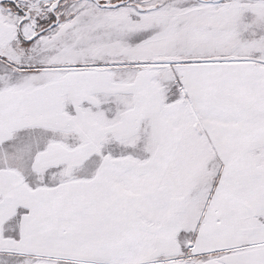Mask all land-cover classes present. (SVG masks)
<instances>
[{"label":"snow or ice","instance_id":"snow-or-ice-1","mask_svg":"<svg viewBox=\"0 0 264 264\" xmlns=\"http://www.w3.org/2000/svg\"><path fill=\"white\" fill-rule=\"evenodd\" d=\"M0 264H264V0H0Z\"/></svg>","mask_w":264,"mask_h":264}]
</instances>
